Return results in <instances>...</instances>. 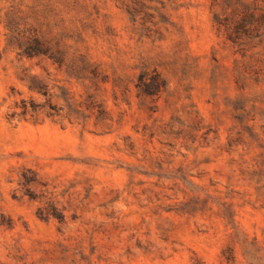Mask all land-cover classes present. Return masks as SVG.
I'll use <instances>...</instances> for the list:
<instances>
[{
    "label": "rangeland",
    "instance_id": "rangeland-1",
    "mask_svg": "<svg viewBox=\"0 0 264 264\" xmlns=\"http://www.w3.org/2000/svg\"><path fill=\"white\" fill-rule=\"evenodd\" d=\"M243 3L246 46L213 0H0V264H264V0Z\"/></svg>",
    "mask_w": 264,
    "mask_h": 264
},
{
    "label": "trees",
    "instance_id": "trees-1",
    "mask_svg": "<svg viewBox=\"0 0 264 264\" xmlns=\"http://www.w3.org/2000/svg\"><path fill=\"white\" fill-rule=\"evenodd\" d=\"M244 0H213V5L220 8L225 18L221 20L227 29V37L233 43L239 46H246L247 43L245 39L248 37L250 32L254 30L250 25H245L240 27L241 22H244L246 18L254 16V11H251L249 7L243 3ZM11 25L6 22V27L8 28L10 37L7 40V45L10 47L17 48L22 55L27 57L43 55L48 56V58L54 60L58 64H63L64 57L68 52V47L66 45H61L60 41L54 46H51L48 40H45L40 32L33 29L28 30H18L9 26ZM79 51L76 50L75 54ZM70 69L77 71L83 70L85 67H91L87 61L85 55H78L75 62H69ZM141 81L145 84L144 76H141ZM156 85L160 87V82L158 78L155 81Z\"/></svg>",
    "mask_w": 264,
    "mask_h": 264
}]
</instances>
